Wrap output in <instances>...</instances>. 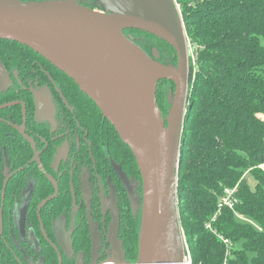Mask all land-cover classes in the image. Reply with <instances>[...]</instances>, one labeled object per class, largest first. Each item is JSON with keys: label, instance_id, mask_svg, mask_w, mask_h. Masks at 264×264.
Instances as JSON below:
<instances>
[{"label": "trees", "instance_id": "1", "mask_svg": "<svg viewBox=\"0 0 264 264\" xmlns=\"http://www.w3.org/2000/svg\"><path fill=\"white\" fill-rule=\"evenodd\" d=\"M175 1L188 39L195 45L190 55V94L177 185L181 226L195 262L223 264L226 246L205 224L216 214L225 188L238 185L234 209L222 208L214 226L233 243L228 264H264V169L260 167L264 163V0ZM126 34L136 43L156 40L167 63L177 64L174 47L159 37L136 29ZM28 54L37 53L17 41L0 40V59L10 67ZM61 82L63 97L81 124L96 138L107 135L113 155L127 164L129 175L136 176L141 187L133 152L111 122L74 81L66 76ZM166 82L159 81L156 94L163 114L170 107ZM16 111L20 122V107ZM33 131L49 138L48 123L29 120L28 132ZM12 133L13 129L0 122V208L4 151L12 159L19 156L21 164L33 156L27 142L20 135L10 137ZM54 154L53 147L42 154L44 169L50 168ZM27 171L38 176L42 195H48L51 187L46 180L44 184L37 164L33 162ZM6 191L5 214L15 192L12 182ZM140 225L134 223L126 235L128 257L134 261L138 259Z\"/></svg>", "mask_w": 264, "mask_h": 264}, {"label": "water", "instance_id": "2", "mask_svg": "<svg viewBox=\"0 0 264 264\" xmlns=\"http://www.w3.org/2000/svg\"><path fill=\"white\" fill-rule=\"evenodd\" d=\"M96 1L99 10L76 0H0V38L30 46L74 79L130 147L142 176V196L126 173L116 171L134 212L142 215L136 264H182L177 185L195 45L175 0ZM128 29L148 32L173 46L177 64L157 60L156 50L150 56L126 34ZM160 80L175 86L166 116L156 98ZM24 128L20 132L34 146ZM115 239L121 247L117 234ZM113 255L112 264L127 263L122 248Z\"/></svg>", "mask_w": 264, "mask_h": 264}, {"label": "flooded vegetation", "instance_id": "3", "mask_svg": "<svg viewBox=\"0 0 264 264\" xmlns=\"http://www.w3.org/2000/svg\"><path fill=\"white\" fill-rule=\"evenodd\" d=\"M76 2L91 6L83 0ZM137 44L153 57L144 42ZM31 49L38 55L22 57L15 67L0 59V122H5L15 131L10 137L18 138L20 135L33 152L29 163L24 164L18 162L19 156L10 158L6 150L2 156L5 181L0 208V264H108L111 263L109 259L114 258L113 251L118 248L124 251L126 264H136L137 260L128 257L126 235L132 231L134 223H141L142 215L134 212L127 187L116 170L127 174L141 196L142 182L141 188L137 177L129 175L127 164L113 155L105 139L107 135L103 133L96 138L88 132L76 117L73 107L65 101L61 81L66 76L75 80ZM166 81L164 86L171 89V82ZM18 107L20 122L17 120ZM32 116L38 123L49 124V138L36 131L28 132ZM21 127H25V133L33 139L34 146L20 132ZM50 147L55 149V154L47 170L41 156ZM36 153L38 156L35 158ZM6 162L10 165L9 172L6 171ZM33 162L39 167L44 184L47 182L51 187L46 196L39 189L38 176L27 171ZM9 182H12L15 192L5 214ZM116 234L121 247L116 239L113 241ZM94 243L98 246L95 255Z\"/></svg>", "mask_w": 264, "mask_h": 264}, {"label": "built area", "instance_id": "4", "mask_svg": "<svg viewBox=\"0 0 264 264\" xmlns=\"http://www.w3.org/2000/svg\"><path fill=\"white\" fill-rule=\"evenodd\" d=\"M264 169V163L261 164V166ZM238 190V185L234 186L233 188L226 187L224 190V193L220 196L218 209L216 211V214H214L210 220H208L205 224V228L207 227L209 230L214 232L218 235L219 239L222 240L226 246L225 255L226 258L223 261V264H228V259L231 256L232 251V241L223 236L220 235L214 226V222L217 220L218 216L220 215L221 209L224 207H228L230 209H234L235 203L238 201V198L236 197V193ZM182 242H184V253H183V261L182 264H202L201 262L197 263L194 260V256H192V251L189 242H187L186 235L184 229H182Z\"/></svg>", "mask_w": 264, "mask_h": 264}, {"label": "rangeland", "instance_id": "5", "mask_svg": "<svg viewBox=\"0 0 264 264\" xmlns=\"http://www.w3.org/2000/svg\"><path fill=\"white\" fill-rule=\"evenodd\" d=\"M29 1H42V0H29ZM84 2L86 1L87 3H90V5H92L93 6V8H95V9H99L100 7H99V5H98V3H97V1L96 0H83ZM132 36L133 35H135V34H131ZM144 42V44H146V46H147V49L150 51V53H152V55H153V52H154V50H156L157 52H158V60H160L161 62H163V63H165L166 61H165V58H163V54H162V52H161V50L158 48V44L156 45L155 43H157V41L156 40H150V41H143ZM143 46V45H142ZM143 47H145V46H143ZM146 48V47H145ZM166 89H167V94L169 95V94H171V95H173V92H174V89L172 90V87H171V89H169L168 87H165ZM169 89V90H168ZM167 95V96H168ZM167 102H168V106H170L169 107V109L171 108V106H172V102H170V100H168V98H167ZM167 114V113H166ZM166 114L164 113L163 115H165L166 116ZM181 220V219H180ZM182 227V226H181Z\"/></svg>", "mask_w": 264, "mask_h": 264}, {"label": "bare ground", "instance_id": "6", "mask_svg": "<svg viewBox=\"0 0 264 264\" xmlns=\"http://www.w3.org/2000/svg\"><path fill=\"white\" fill-rule=\"evenodd\" d=\"M189 67H190V64H189Z\"/></svg>", "mask_w": 264, "mask_h": 264}]
</instances>
